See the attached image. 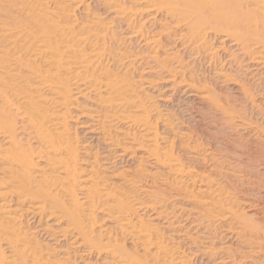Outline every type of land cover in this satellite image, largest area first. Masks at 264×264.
Here are the masks:
<instances>
[{"label": "bare ground", "instance_id": "1", "mask_svg": "<svg viewBox=\"0 0 264 264\" xmlns=\"http://www.w3.org/2000/svg\"><path fill=\"white\" fill-rule=\"evenodd\" d=\"M106 1L118 20H126L122 43L137 41L147 54L111 49L115 38L108 31L72 43L77 26L57 24L44 7L38 15L44 25L29 33L26 42L40 44L34 59L46 54L49 59L14 78L0 77L10 89L0 90V111L8 117L0 135L7 137L5 128L16 129L15 115L29 142L8 140L0 148V174L10 178H0V264H89L84 256L94 253L110 257L109 264H185L183 253L159 239L142 215L152 222L162 219L166 227L188 225L195 231L231 224L232 235L264 250V0H131L130 8ZM46 28L63 39L44 40ZM135 73L138 81L130 79ZM160 89L162 104L182 92L209 111L213 124L222 126L214 134L227 145H206L160 112L158 102L145 93ZM75 106L83 110L79 128L88 136L99 135L114 150L112 161L136 162L140 170L134 174L169 196L159 202L151 186L140 184L139 194L149 202L134 203L107 190L101 175L88 176L79 167L82 150L67 125ZM109 156L102 157L104 164ZM91 159V169L102 161ZM118 177L134 182L129 171ZM181 203L192 207H175ZM167 204L171 211L161 214ZM24 219L45 224L41 232L53 238L54 248L22 232ZM118 236L136 249L127 248ZM64 243L86 255L78 261L69 254L65 260L56 258L64 255Z\"/></svg>", "mask_w": 264, "mask_h": 264}, {"label": "rangeland", "instance_id": "2", "mask_svg": "<svg viewBox=\"0 0 264 264\" xmlns=\"http://www.w3.org/2000/svg\"><path fill=\"white\" fill-rule=\"evenodd\" d=\"M81 1L83 2L82 5L78 6ZM81 1L0 0V64L5 66L4 69L0 68V77L12 76V78H14L17 73L25 72L29 67L41 66L44 64V61L49 59V54H46L38 60L34 59L32 54L41 49L40 44L34 42L33 39L26 42V37L29 33H38L39 25H44L38 19V15L42 12L44 7L51 12V20L55 21L57 24L62 26H77L75 27L77 35L74 37L72 43H74L77 39L85 38L87 34L102 37L105 34V31H108V35L115 38V41L110 44L111 49L115 51H123L126 55L131 53L133 55H137L141 52H146V54L148 53L147 49H141V44L137 41L126 42L125 44L122 43V40L128 33L125 25L126 20L120 21L116 18L114 9L111 8L112 3L107 2L106 0ZM118 3L122 7L130 8L132 1L118 0ZM98 20L100 21V24L95 25V21L99 22ZM139 20L140 19L134 18V22ZM91 22L94 25H92ZM82 24H85L84 30L79 29ZM42 36L44 40L49 39V37L59 41L63 39L59 32L48 28H46ZM86 51H88V48H86ZM14 57H19L22 61H16L13 59ZM137 74L135 73L133 78L130 76V79L138 81L139 78ZM147 78H150L152 81H156L158 79L156 76H149ZM218 89L225 92L224 88L221 89L220 86H218ZM0 90L5 92L10 91V89L2 82H0ZM145 93L153 98L154 102H158L157 105L160 112L170 114L173 117L175 124L178 127L185 129V131H194L204 144L210 145L211 147L216 146L217 149H221L222 145H227L226 140L223 141L224 138L221 137V135L216 136L218 135L216 134L218 131L215 129H219L222 126H219V123L215 126L216 124L215 122L213 124L209 111L206 112L202 106L200 107L193 100H187L186 95L182 92H179L174 97L172 102L167 105L162 104L158 100L159 97L165 95L164 90H145ZM161 93H163V95ZM2 102L3 100L0 97V106H2ZM78 104L83 107L89 106L85 100H79ZM75 107L77 110H74L71 107L69 109L70 118L67 119V125L71 129L70 133L72 137L78 140L80 151L82 150V152H80V156L84 162L81 161L79 163V167L86 170L88 176H92L94 174L101 175L107 190L111 191L116 197L126 198L130 202L133 200L134 203L136 199L141 202H149L147 197H143L139 194L138 185L140 184L144 186V189L151 186L152 188H150V190L154 191L159 196V202L164 200V196H169L161 190L162 187L156 186L159 188H155L151 180H142V178L134 174V171L137 170L138 172L140 170L136 162L127 159L121 162L112 161L114 150H108L106 148V144H104L99 135H95L93 137L91 135L88 136L85 129L79 128L80 123L84 122L83 118H80V113H83V110H81V107L79 106ZM6 121H8V117L2 108L0 111V129L7 125L5 124ZM12 121L15 123L16 129L13 127H10L9 129L5 128L8 130L6 133L7 137H2L0 135V148L3 147L5 142L8 140H14L16 143H29L26 139V135H24L21 131L22 124L19 121L16 123L15 115L13 116ZM159 133H162L161 135H165L162 129L159 130ZM83 152H88L92 157L98 156V160H102L101 163L96 165L94 169H91V167H93V159H91L92 157H87L82 154ZM216 152L221 153L220 150ZM109 154L110 156L107 157L108 162L104 164L103 159H105V157H102ZM85 163L87 164L85 165ZM187 165L190 164L187 163ZM140 168L146 171H151V169L147 168V166H141ZM127 171H129V179L134 182H124L122 177L115 178L117 174L124 173L125 175ZM0 178L4 181L10 182V178L7 176L0 174ZM9 186L10 189L18 190L17 185H15V188L14 186ZM185 205V203H181L177 204L175 207H192V205ZM171 209V205L167 204V206H163V208L160 209V213L165 215L169 213ZM141 218L144 223L150 225L157 232L159 239L168 242V247L170 249L183 253L180 255L184 257V260L186 261L185 264H264V250L251 245L250 242H245L244 239L246 237L241 235H232L234 231L232 230L231 224H221L219 226L215 225L216 227L211 228L208 227V231H195L189 230L188 225L183 227L180 224H173L172 226L166 227L162 224V219L152 222L147 215H142ZM195 225L199 228H203L205 226V224ZM43 227H45V224H42V226L40 224H32L28 221V219H24L21 229L22 232H27L28 237H31L36 241V243L48 248L47 246L52 244L51 241L53 238H51V240L41 232ZM204 232H207V236L210 237V239L203 238V235H205ZM118 238L126 245L127 248L132 249V251L136 249L121 236H118ZM68 243H64L60 247L64 250V255L60 253V255L56 254V258L65 260V256L69 254L71 260L75 259L78 261L79 255H86L81 252V250L70 248ZM53 246L54 245L50 246L51 249L54 248ZM3 247L4 246H2L1 249ZM137 251L140 254H143L141 249H137ZM84 259L89 264H109L112 261L110 257L97 255L96 253L88 255L87 258L84 256Z\"/></svg>", "mask_w": 264, "mask_h": 264}]
</instances>
